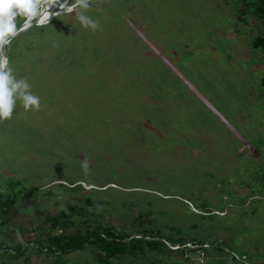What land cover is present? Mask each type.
Returning <instances> with one entry per match:
<instances>
[{"label":"rangeland","instance_id":"374dc122","mask_svg":"<svg viewBox=\"0 0 264 264\" xmlns=\"http://www.w3.org/2000/svg\"><path fill=\"white\" fill-rule=\"evenodd\" d=\"M236 1L0 0V187L40 192L11 210L18 241L65 214L66 233L181 232L209 243L202 264H243L217 250L223 240L264 264V182L253 177L264 174V53L251 45L263 33ZM20 27L8 61L4 38ZM94 79L124 104H104ZM87 100L111 121L87 116ZM113 127L123 130L111 137ZM112 262L199 264L180 250ZM0 264L99 263L85 247L59 259L26 248Z\"/></svg>","mask_w":264,"mask_h":264},{"label":"trees","instance_id":"16d2710c","mask_svg":"<svg viewBox=\"0 0 264 264\" xmlns=\"http://www.w3.org/2000/svg\"><path fill=\"white\" fill-rule=\"evenodd\" d=\"M17 2H19V0H17ZM236 2V9L239 10V8H243V10L239 13V19H242L245 12L247 13L248 11L249 13H251L252 17L259 21L261 25L260 27H262L263 34L256 37L251 45L254 50H261V52L264 53V0H237ZM2 15L3 17L7 16V11H4ZM19 15L20 13L16 12L13 18ZM3 26L4 21L3 19H0V32L4 31ZM31 28L28 30V37L25 38L26 43H30L32 41V35L39 33L38 30L40 28ZM20 36L21 34H17L15 37L9 40V46H4V49H7L5 51V54L8 61H12L14 56L20 52ZM88 70L93 72L91 69ZM93 81L94 85L97 86V89H103L104 104H110L111 106L114 105V107L116 105L120 106L122 105V103L124 104V102H121L122 95L119 92L117 95H113V90L104 88V85L102 83H99L97 79H94ZM104 81H107V79H104ZM261 86L262 88H264V77L261 79ZM87 88L89 87L86 86L83 89L86 90ZM89 93H92V91ZM138 108L141 109V107ZM82 110H88L89 114L87 116L89 117L92 116L103 118L104 116L105 120L107 121H111V116H113V114H108L107 116H105L103 112L106 113V111H104L97 102L93 103L91 100H87L85 105L82 104ZM98 122L100 121L89 120L85 123L84 127H90L92 124ZM122 130V127H113L110 128L109 131L111 132V134L113 133L111 135L112 137L116 135L117 131ZM253 177H257L258 180L260 179L259 183L264 182L263 173ZM6 186V189L0 187V259H16L25 252L26 248H35L40 252L42 250H45L47 254H54L55 257L59 259L63 255H66L70 252L88 247L92 251L96 261L99 264H113V259L122 258L125 255H145L148 252L173 253L172 250H169L167 248L164 241L173 245H184L186 242H191L194 244L205 242V239L190 238L186 235H182L181 232H179L178 235L170 234L161 236L159 232L153 234L142 229L136 231V235H141L140 237H136L132 236L131 233L126 230H117L112 225L102 226L101 224L93 228H85L83 231L77 230L73 233H66L65 230L70 224V218L65 214H60L57 216H44L43 220L38 224L36 230H30L26 232V234L31 235V237L27 238L26 242H20L15 238V236H13V234L15 233L14 230L18 228L12 227V221L9 217L11 210L19 199H27L32 195H37L40 192L38 191V188L30 186L28 187L27 185L21 183V181L19 180H16L15 183H12V181H8L6 183ZM252 191L256 193V191ZM85 203L88 206H91L92 199L90 197L86 198ZM198 207L205 209L207 206H205L204 204ZM218 209L221 208L218 207ZM140 217L141 215L137 216V218L139 219ZM202 217L208 218L210 220L220 219V216L218 214L208 213L207 216ZM45 224H49V227L44 228ZM148 235L150 236L149 240L146 239ZM217 250L226 254L232 252L239 257H244L243 264H254L250 261V256H248V254H242V252L238 251L236 247L232 246V241L223 240L222 243L218 244Z\"/></svg>","mask_w":264,"mask_h":264},{"label":"built area","instance_id":"2783aa9c","mask_svg":"<svg viewBox=\"0 0 264 264\" xmlns=\"http://www.w3.org/2000/svg\"><path fill=\"white\" fill-rule=\"evenodd\" d=\"M70 8L69 10H71ZM166 246H168V249L173 250V251H182V256L186 260H190L192 262H196L199 264L204 263L205 260V251L209 249V243L208 242H203L200 244H194L191 242H186L184 245H179V244H170L168 242H165ZM232 258L235 260L240 261L242 258V262L244 260V257H239L235 253H232ZM194 255V256H193Z\"/></svg>","mask_w":264,"mask_h":264},{"label":"water","instance_id":"95a60500","mask_svg":"<svg viewBox=\"0 0 264 264\" xmlns=\"http://www.w3.org/2000/svg\"><path fill=\"white\" fill-rule=\"evenodd\" d=\"M23 27H20V28H18L17 30H15L12 34H9L6 38H4V40L5 39H7V40H9V39H11L12 37H14L15 35H17L18 33H20L21 31H23ZM0 47H1V49H0V53L2 52V44L0 45Z\"/></svg>","mask_w":264,"mask_h":264},{"label":"clouds","instance_id":"9594fccd","mask_svg":"<svg viewBox=\"0 0 264 264\" xmlns=\"http://www.w3.org/2000/svg\"><path fill=\"white\" fill-rule=\"evenodd\" d=\"M61 2H64V4L66 3H69L70 2V0H61ZM52 3V2H51ZM51 3H49L47 6H50L51 5ZM53 4H55V3H53ZM76 3H74V4H72V6H70L67 10H69L70 8H72L74 5H75ZM56 5V4H55ZM49 9V8H48ZM56 13H59L58 11H56ZM28 19V18H27ZM27 21V20H26ZM35 24H38V21L36 20L35 21Z\"/></svg>","mask_w":264,"mask_h":264},{"label":"bare ground","instance_id":"6f19581e","mask_svg":"<svg viewBox=\"0 0 264 264\" xmlns=\"http://www.w3.org/2000/svg\"><path fill=\"white\" fill-rule=\"evenodd\" d=\"M31 19V18H30Z\"/></svg>","mask_w":264,"mask_h":264}]
</instances>
